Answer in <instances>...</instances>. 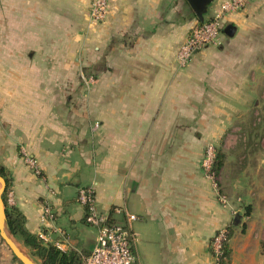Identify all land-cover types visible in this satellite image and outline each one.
<instances>
[{
    "label": "crops",
    "instance_id": "0c3cea01",
    "mask_svg": "<svg viewBox=\"0 0 264 264\" xmlns=\"http://www.w3.org/2000/svg\"><path fill=\"white\" fill-rule=\"evenodd\" d=\"M225 1L199 16L190 0H108L95 23L91 0H0V166L30 233L89 255L96 230L76 196L90 188L114 222L136 216L137 264H218L223 228V264H264V0L176 62ZM208 146L225 155L215 181ZM11 257L0 244V264Z\"/></svg>",
    "mask_w": 264,
    "mask_h": 264
},
{
    "label": "built area",
    "instance_id": "2783aa9c",
    "mask_svg": "<svg viewBox=\"0 0 264 264\" xmlns=\"http://www.w3.org/2000/svg\"><path fill=\"white\" fill-rule=\"evenodd\" d=\"M252 0H227L220 5L219 10L213 17L204 23L195 25L187 36L185 42L179 47L176 55V62L179 68H184L192 60L194 55L211 44H214L225 25V17L233 12L241 10ZM108 10V0H91L88 9V18L92 22H101L105 19ZM85 79V77H82ZM89 80V79H87ZM90 81V80H89ZM214 150L208 146L205 152L203 167L209 177L216 180L210 172ZM26 163L35 168V162L28 157ZM216 185V184H215ZM76 201L84 209L85 223L96 230L94 245L90 254L82 258V264H137L134 251V234L129 231V222L136 219L135 215L126 214V224H119L112 220L110 214L100 212L95 204L94 194L90 188L78 190ZM7 203L11 204V198L7 194ZM52 217L50 209L45 208L41 221ZM42 241L43 235L38 236ZM227 241V230L220 229L211 241V247L217 263L223 252L224 244ZM61 252L69 251L66 239L52 243Z\"/></svg>",
    "mask_w": 264,
    "mask_h": 264
},
{
    "label": "trees",
    "instance_id": "16d2710c",
    "mask_svg": "<svg viewBox=\"0 0 264 264\" xmlns=\"http://www.w3.org/2000/svg\"><path fill=\"white\" fill-rule=\"evenodd\" d=\"M214 150V158L210 172L214 174L215 178L219 175L220 169L223 165L224 153L220 149ZM0 175L3 177L6 183L5 191L2 195V199L5 207L6 222L9 226L11 234L19 239L23 245L28 248L31 254L37 257L40 264H82V258L74 250L67 252H61L52 243L44 244L43 241L36 234L30 233L25 227V218L23 214L13 206L7 203V194L10 188V178L8 173L0 166ZM229 237V231H227V239ZM228 256L227 243L224 244L223 252L220 257V264L224 263V260ZM13 258H15L13 256ZM16 259V258H15ZM17 260V259H16ZM21 264V263H20Z\"/></svg>",
    "mask_w": 264,
    "mask_h": 264
},
{
    "label": "water",
    "instance_id": "95a60500",
    "mask_svg": "<svg viewBox=\"0 0 264 264\" xmlns=\"http://www.w3.org/2000/svg\"><path fill=\"white\" fill-rule=\"evenodd\" d=\"M210 1L211 0H190V3L195 12L200 16L205 11L206 4H208ZM223 32L225 35L231 37L234 32V27L231 24H228L224 27ZM5 188V180L0 175V238L4 241L5 245L8 247L18 262L21 264H36L18 245L14 239V236L9 230V226L6 222L4 202L2 199Z\"/></svg>",
    "mask_w": 264,
    "mask_h": 264
},
{
    "label": "rangeland",
    "instance_id": "374dc122",
    "mask_svg": "<svg viewBox=\"0 0 264 264\" xmlns=\"http://www.w3.org/2000/svg\"><path fill=\"white\" fill-rule=\"evenodd\" d=\"M221 122H223V121H221ZM239 140V139H238ZM238 140H237V142H238ZM14 239H15V241L18 243V245L23 249V251L36 263V264H40V261H39V259L37 258V257H35V256H33L32 254H31V252H30V250L28 249V248H26L24 245H23V243L19 240V239H17V238H15L14 237ZM0 244L1 245H4V247H6V249H7V253H8V255H12V253H11V251L8 249V247L5 245V243H4V241L0 238ZM10 257V256H9ZM13 263H16V264H20V262H18L15 258H13V255H12V257H11V259H10Z\"/></svg>",
    "mask_w": 264,
    "mask_h": 264
},
{
    "label": "bare ground",
    "instance_id": "6f19581e",
    "mask_svg": "<svg viewBox=\"0 0 264 264\" xmlns=\"http://www.w3.org/2000/svg\"><path fill=\"white\" fill-rule=\"evenodd\" d=\"M21 246V245H20Z\"/></svg>",
    "mask_w": 264,
    "mask_h": 264
}]
</instances>
